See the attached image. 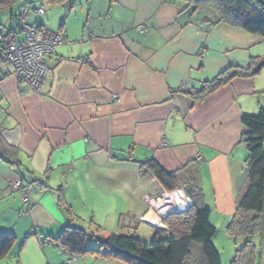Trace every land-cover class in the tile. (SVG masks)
I'll use <instances>...</instances> for the list:
<instances>
[{
	"label": "crops",
	"instance_id": "0c3cea01",
	"mask_svg": "<svg viewBox=\"0 0 264 264\" xmlns=\"http://www.w3.org/2000/svg\"><path fill=\"white\" fill-rule=\"evenodd\" d=\"M40 5L44 13L29 6L25 23L61 32L69 43L44 59L38 94L0 66V233L15 237L0 264H125L91 254L72 259L53 240L68 225L82 229L72 215L85 212L118 214V235L140 224L150 240L166 230L162 210L186 206L189 195L166 192L150 161L167 173L194 162L202 205L207 184L212 210L233 214L246 176L241 118L264 111V76L233 79L202 102L188 93L264 58V40L184 0ZM19 180L29 185L28 204L10 189Z\"/></svg>",
	"mask_w": 264,
	"mask_h": 264
},
{
	"label": "trees",
	"instance_id": "16d2710c",
	"mask_svg": "<svg viewBox=\"0 0 264 264\" xmlns=\"http://www.w3.org/2000/svg\"><path fill=\"white\" fill-rule=\"evenodd\" d=\"M15 1L0 0V4L7 7ZM184 1L194 11L210 7L217 15L216 23L232 26L264 40V0ZM262 70L264 58H251L249 68L226 69L212 81L204 83L200 92L188 95L192 100L202 102L233 79H250ZM241 124L245 130L241 143L247 150L246 176L237 192L235 210L226 232L232 238H243L245 241L235 251L231 264H264V253L259 252L254 243L258 236H264L263 109L260 108L257 115L242 116ZM146 166L166 192L183 188L192 201L186 211L172 212L163 218L166 230L155 231L149 242L136 236L111 234L104 239H96L98 247L92 248L87 242L91 233L68 225L53 242L68 252L72 259L91 254L125 264H221L220 255L212 242L216 229L210 223V211L202 205L197 164L190 162L175 173L165 172L153 161L147 162ZM14 240L13 234L0 233V258L9 252Z\"/></svg>",
	"mask_w": 264,
	"mask_h": 264
},
{
	"label": "built area",
	"instance_id": "2783aa9c",
	"mask_svg": "<svg viewBox=\"0 0 264 264\" xmlns=\"http://www.w3.org/2000/svg\"><path fill=\"white\" fill-rule=\"evenodd\" d=\"M21 1L22 8L16 16L15 28L7 34L0 33V66H10L16 77L38 94L47 75L44 59L51 56L57 46L69 41L61 32L51 33L27 25L24 20L29 9L25 1ZM36 13H44L42 5L36 9ZM10 189L20 191L22 203L28 204V184L19 180L11 183Z\"/></svg>",
	"mask_w": 264,
	"mask_h": 264
},
{
	"label": "rangeland",
	"instance_id": "374dc122",
	"mask_svg": "<svg viewBox=\"0 0 264 264\" xmlns=\"http://www.w3.org/2000/svg\"><path fill=\"white\" fill-rule=\"evenodd\" d=\"M24 1L28 7L32 5V7L37 8L41 4L42 0H24ZM21 4H22L21 0H16L12 5L10 4L7 7H5L4 5L2 6V4H0V32L2 34H7L10 29L15 28V20H16V16L21 11L22 8ZM30 14H34V13L31 12ZM35 19L38 20V18ZM259 76H264V70H262V74L256 75V78ZM203 190L205 191L206 194V202L209 203L207 204V206H205V208L211 211L209 220L211 225L216 229V234L212 241L213 245L220 255L221 264H231L235 256V251L243 246L245 240L243 238L235 239L227 234L226 228L230 224L231 217L233 214H216L212 210L213 205L211 203V196L209 194L207 184H205ZM90 213L86 214L85 212V214L72 215L73 218L75 219L74 222L75 225L81 227L82 230L91 233L88 236L87 242L97 243L96 239L106 238L108 235H111V232L113 230L116 231L114 234L118 235L119 231L116 230L115 228L116 227L115 221L118 214H105V213L90 214ZM139 226H137V228H133L132 230L122 227L121 236L124 235L136 236L137 238H139L144 242H149L150 239L147 237L149 229H147L145 225L140 224ZM254 243L258 247V251L264 253V236H262V238L258 236L256 239H254Z\"/></svg>",
	"mask_w": 264,
	"mask_h": 264
},
{
	"label": "bare ground",
	"instance_id": "6f19581e",
	"mask_svg": "<svg viewBox=\"0 0 264 264\" xmlns=\"http://www.w3.org/2000/svg\"><path fill=\"white\" fill-rule=\"evenodd\" d=\"M177 196H179L178 194H177ZM178 199L180 198V197H177ZM186 208V206H185V204H179V206H177L176 208L174 207V205H166V208H162L163 210H162V214H166V213H168V212H173L174 210H178V209H180V210H183V209H185ZM149 224H153V226L155 227L156 225L158 226V224L157 223H153L152 221H149Z\"/></svg>",
	"mask_w": 264,
	"mask_h": 264
},
{
	"label": "water",
	"instance_id": "95a60500",
	"mask_svg": "<svg viewBox=\"0 0 264 264\" xmlns=\"http://www.w3.org/2000/svg\"><path fill=\"white\" fill-rule=\"evenodd\" d=\"M185 192H186L187 194H189L186 190H185ZM186 204H187V205H186V208L183 209V210H179V211H181V212H182V211H186V210L192 205V202L190 201V199H189L188 197L186 198ZM176 212H178V211H176ZM169 213H172V212H168V213H166L165 216L168 215Z\"/></svg>",
	"mask_w": 264,
	"mask_h": 264
}]
</instances>
